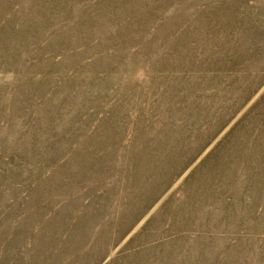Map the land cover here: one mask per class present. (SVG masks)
<instances>
[{"label":"rangeland","instance_id":"obj_1","mask_svg":"<svg viewBox=\"0 0 264 264\" xmlns=\"http://www.w3.org/2000/svg\"><path fill=\"white\" fill-rule=\"evenodd\" d=\"M0 264H264V0H0Z\"/></svg>","mask_w":264,"mask_h":264}]
</instances>
